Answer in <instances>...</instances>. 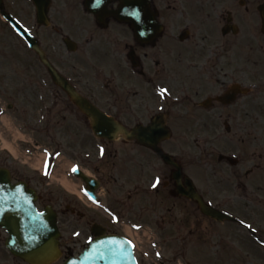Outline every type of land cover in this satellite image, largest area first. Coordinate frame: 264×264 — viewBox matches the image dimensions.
Listing matches in <instances>:
<instances>
[{
  "label": "flooded vegetation",
  "instance_id": "1",
  "mask_svg": "<svg viewBox=\"0 0 264 264\" xmlns=\"http://www.w3.org/2000/svg\"><path fill=\"white\" fill-rule=\"evenodd\" d=\"M145 1L141 42L135 22L116 13L122 0H0V120L36 109L35 122L21 126L40 137L27 141L25 160L22 150L15 156L0 146V169L34 191L39 210L56 213L62 256L51 264H65L97 231L118 232L124 221L176 228L179 243L158 236L141 264H264V0ZM51 66L119 123L156 121L172 136L149 132L146 144L98 137ZM62 158L92 185L54 167ZM187 177L213 211L236 220L202 213L183 195ZM178 207L188 210L180 219ZM79 235L87 242L71 245ZM8 236L0 224V264H31L10 250Z\"/></svg>",
  "mask_w": 264,
  "mask_h": 264
},
{
  "label": "water",
  "instance_id": "2",
  "mask_svg": "<svg viewBox=\"0 0 264 264\" xmlns=\"http://www.w3.org/2000/svg\"><path fill=\"white\" fill-rule=\"evenodd\" d=\"M134 2L135 8L140 11L138 7L143 6V2L141 0H134ZM143 11L141 8V12ZM136 29L142 37L146 25L139 24ZM51 72L55 81L71 93L80 108L93 118V128L98 135L114 138L118 132H122L130 138L136 137L139 141L145 142L143 138V134L146 132L145 126L140 125L128 131L82 99L70 89L65 79L52 68ZM157 126L154 124L151 127ZM151 127L150 130L153 132L160 130L159 127L156 129ZM162 131L164 130L162 129ZM166 158L170 162L169 157L166 156ZM187 195L198 199L197 194L191 189ZM34 199L33 193L26 191L24 185H12L8 173L0 171V223L10 233L8 246L15 254L33 264H47L54 261L60 254L58 247L59 232L56 219L47 213L37 212ZM200 203L203 211L208 212L204 204L201 201ZM72 264H137V261L133 254L132 245L127 239L117 235H102L92 241L90 248L79 259L73 260Z\"/></svg>",
  "mask_w": 264,
  "mask_h": 264
},
{
  "label": "rangeland",
  "instance_id": "3",
  "mask_svg": "<svg viewBox=\"0 0 264 264\" xmlns=\"http://www.w3.org/2000/svg\"><path fill=\"white\" fill-rule=\"evenodd\" d=\"M18 113V112H17ZM16 112H9V111H7V114H10V115H12V116H16V126H19V125H28V126H30L29 125V122H35V118L37 117L36 116V109H29V110H27V112H26V114L24 115V116H22L21 114H17ZM63 114H65L63 111H61V110H55V114H54V118H55V120H61L62 119V115ZM0 124H1V122H0ZM2 128H5L4 126H3V124H2ZM6 129V136L4 137V139H5V141L8 143V144H10L11 146H12V150H15V154L17 155V156H19L20 155V151L19 150H22V154H23V156L22 157H20V158H22L23 160H25L26 159V157H24V155H25V152H26V149H27V145L29 144V143H23V142H21V140L19 139V141H18V139L17 140H14V137H13V130H11V129H7V128H5ZM13 129H15V130H17V128H13ZM22 131V133H24V131L23 130H21ZM26 135H27V138H29V135L32 137V138H34L35 140H37V138H38V140L40 141V137H39V135H34L32 132H28V131H26ZM17 137H20V136H17ZM37 137V138H36ZM24 138H26V137H24ZM43 141L44 142H46L47 143V141H45L44 139H43ZM189 143H191V145L190 146H192L193 147V142H192V140L191 141H189ZM169 147V146H168ZM5 151H6V149H5ZM70 165V163H68V162H66L65 161V159L64 158H62V160H60V161H58V164L56 165V168H58L59 170H61V171H63V172H68V166ZM180 206V205H179ZM175 212V214L178 216V219H180V218H182V217H184V214L185 213H187L188 212V210H186V209H182V208H180V207H178V209L177 210H175L174 211ZM264 217V216H263ZM167 218L168 219H173L174 218V216H172V215H167ZM151 220H153V219H151ZM125 223H127V222H125ZM246 223H251L252 224V226L254 227V224H255V220H249V221H246ZM83 225H86L85 224V222H83ZM171 226H170V228H166L165 230H158L156 227H155V224H153V223H151V225L149 226V228L150 229H152V231L155 233V236H157V239L155 238V240H158V236H160V235H162L163 234V236H165L166 237V235H168V238H169V240H170V242L169 243H179V238L177 239V235H176V228H175V226L174 225H172V224H170ZM233 227V226H232ZM231 227V228H232ZM160 231V232H159ZM231 231H233V229H231ZM70 233H68V234H65L64 236H65V238L67 237V236H70L69 235ZM186 235H187V233H186ZM246 236H247V238H249V234L248 233H246ZM189 238V237H188ZM250 239V238H249ZM76 244H77V246H82V244L83 243H85V240H86V236H81V235H79L78 237H76ZM149 241H150V239L148 238V236H142L141 235V242H140V246L141 247H144V249L146 248V245H148L149 244ZM74 240H73V238L71 237V245H72V243L74 244ZM157 243H158V241H157ZM189 244H193L194 242H188ZM189 256H190V258H193L194 257V253H189ZM247 259L249 260V259H253L252 257H251V255H248L247 254Z\"/></svg>",
  "mask_w": 264,
  "mask_h": 264
},
{
  "label": "snow or ice",
  "instance_id": "4",
  "mask_svg": "<svg viewBox=\"0 0 264 264\" xmlns=\"http://www.w3.org/2000/svg\"><path fill=\"white\" fill-rule=\"evenodd\" d=\"M164 91H167V89H165ZM73 171H78V166H75V167L73 168ZM159 183H160V178L157 177V178H156V183L153 185V187H156V185H158ZM137 227H139V225H137ZM156 255H160V253H156Z\"/></svg>",
  "mask_w": 264,
  "mask_h": 264
},
{
  "label": "bare ground",
  "instance_id": "5",
  "mask_svg": "<svg viewBox=\"0 0 264 264\" xmlns=\"http://www.w3.org/2000/svg\"><path fill=\"white\" fill-rule=\"evenodd\" d=\"M66 185L68 186V184L66 183Z\"/></svg>",
  "mask_w": 264,
  "mask_h": 264
}]
</instances>
